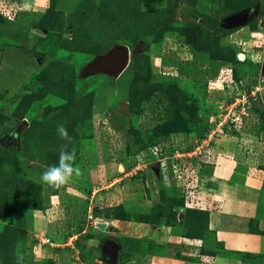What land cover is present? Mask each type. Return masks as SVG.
Here are the masks:
<instances>
[{"label": "rangeland", "instance_id": "374dc122", "mask_svg": "<svg viewBox=\"0 0 264 264\" xmlns=\"http://www.w3.org/2000/svg\"><path fill=\"white\" fill-rule=\"evenodd\" d=\"M6 6L21 14L0 11V264H106L107 239L118 243V264H143L146 251L163 246L136 235L129 221L151 222L158 204L174 232L193 233L181 196L164 190L174 174L164 169L162 178L149 150L141 164L138 139L187 121L186 99L203 102L200 122L158 139L169 141L166 152L206 148L243 131L264 138V105L244 106L242 114L235 102H242L238 80L259 67L264 51V0H0V10ZM123 45L130 59L121 73L100 65ZM239 51L248 60L228 61ZM61 124L66 137L57 132ZM61 151L74 154L72 177L42 181ZM184 155L177 158L186 182L198 166ZM90 209L118 230L97 227ZM194 216L203 225L205 215Z\"/></svg>", "mask_w": 264, "mask_h": 264}, {"label": "crops", "instance_id": "0c3cea01", "mask_svg": "<svg viewBox=\"0 0 264 264\" xmlns=\"http://www.w3.org/2000/svg\"><path fill=\"white\" fill-rule=\"evenodd\" d=\"M241 133L206 148L175 145L181 154L192 153L205 181L203 204L194 209L207 213L208 229L204 237H189L169 225L129 221L136 235L163 246L161 253L146 251L143 264H264V138ZM175 154L170 153L169 159Z\"/></svg>", "mask_w": 264, "mask_h": 264}, {"label": "built area", "instance_id": "2783aa9c", "mask_svg": "<svg viewBox=\"0 0 264 264\" xmlns=\"http://www.w3.org/2000/svg\"><path fill=\"white\" fill-rule=\"evenodd\" d=\"M5 16L10 15L11 17H15L17 15V10L13 9L12 7H10L9 9L7 8V6L0 10ZM13 15H11V14ZM254 35L257 33H253ZM258 45V44H257ZM262 46V45H259ZM262 54H259L257 58H255L256 63L259 64V70L257 73L249 75V76H245L240 80V90L238 91L237 95L241 97V101H235L236 103L239 104V106H241V113L245 114L244 111V106H247V109L250 112V109L252 107V110L255 112L257 111L258 107H261V104L264 105V51L262 49ZM232 65H231V69H230V75L232 76ZM231 81L234 82L233 78L231 79ZM247 82V84L245 83ZM235 83V82H234ZM235 98V97H234ZM235 104V103H233ZM254 108V109H253ZM251 110V111H252ZM258 117L260 116V112L257 113ZM238 117V116H237ZM233 121H237V118L235 117V120L233 119ZM171 142V140H170ZM169 143V141H162L158 144H155L151 147L148 148L150 154L152 156H154L156 158V162L159 164L160 167H162V172L168 169H171L172 173L174 174L175 179H179L180 180V185H181V190L184 193V197H185V205L187 207H201L204 201V196H203V191H204V185H205V181H203L201 179V177L199 176V170L197 169V172L194 175H189L187 181H184L185 176L183 177V174H185V171L187 172L186 166L183 163H180L177 158V156H180V152H177V156L171 159L169 156V152L171 150L167 151V144ZM171 146V145H169ZM148 150H143L141 152H139L140 154H138L139 158L137 160L143 159V162L140 160V163H144V156L145 154L148 152ZM165 150V151H164ZM166 152V155L164 154ZM171 160V165H169L170 163H168L167 160ZM150 164V169L151 170V174L156 178L155 173L153 172V163H149ZM183 164V165H182ZM140 165V164H137ZM148 164H145V167H147ZM171 166V168H170ZM135 169H140L139 166H135ZM164 173V172H163ZM184 184L186 185V187H184ZM185 188V189H184ZM88 217L91 221H93L95 224H97V222H99L98 217H96L94 215V213L91 211V209L89 210L88 213ZM35 238L36 240H38L40 243L44 244V243H50L49 238L44 237L41 233L40 234H36L35 233Z\"/></svg>", "mask_w": 264, "mask_h": 264}, {"label": "trees", "instance_id": "16d2710c", "mask_svg": "<svg viewBox=\"0 0 264 264\" xmlns=\"http://www.w3.org/2000/svg\"><path fill=\"white\" fill-rule=\"evenodd\" d=\"M18 14H21V11H18L17 12V15ZM17 15L14 17V19L17 17ZM8 20V19H7ZM16 20H19V19H16ZM237 54H238V52H236L235 53V55H234V53L232 54V52H231V55H230V57L228 58V61L229 60H235L234 58L235 57H237L236 58V61L237 62H243V61H240L239 59H238V56H237ZM2 60V56H0V61ZM245 60H248V59H245ZM255 68L253 69L254 70V72L252 73V74H255V73H257L258 72V70H259V67H258V65H257V67L256 66H254ZM251 74V73H250ZM249 74V75H250ZM235 75H236V78H238L239 76H238V74H237V71H236V73H235ZM246 76H248L247 74H246ZM30 78H29V80H28V82L29 81H31L32 80V82L35 84V82L33 81V78H32V74L29 76ZM243 77H245V75H243V76H241V78L238 80L239 82H240V80L243 78ZM30 86H32V87H34V85H30ZM179 100V99H178ZM185 102L187 103V104H190V110H189V112H188V118H187V121L190 123V122H193V123H197L198 124V122H200V121H198V120H196L195 119V117H196V113H200V115H201V112L200 111H198L197 109L201 106V104L203 103L202 101H199V100H189V99H186L185 100ZM262 113H260V115H261ZM200 118V117H199ZM201 120V119H200ZM187 121H184L183 123H181V122H179V123H176L177 125L176 126H170V124L169 125H167V124H160L159 125V127H158V129H157V131L156 130H152V133H153V135H149V134H146L145 136H144V138L143 139H138V141L139 142H142L141 143V145H140V147H138L137 148V151L138 152H141V151H143V150H148V148L149 147H151V146H153V145H155L156 143L158 144V143H160L159 141H158V139L160 140V138L162 137V140H166L167 138H169L171 135H177V133H179V132H185V131H183V126H184V124H188V122ZM192 124V123H191ZM190 124V125H191ZM189 125V126H190ZM196 126V125H195ZM204 126H206V124L204 125ZM205 133H206V131H204V135H205ZM164 138V139H163ZM173 152V151H172ZM172 152H169V153H172ZM170 172V177H173L172 176V173H171V171H169ZM161 176L163 177V174H161ZM165 191L166 190H172V192L173 193H177V194H179L180 196H181V201L179 202L180 203V209L182 208L184 211L183 212H185L184 214H185V216H183V219H185V224H188V226H191L192 227V232L193 233H191V234H186L185 236H189V237H204V234H205V231L208 229V219H207V213L206 212H204V211H202V210H200V209H194V208H187L186 206H185V204H184V195H182V194H180V192L176 189V185H175V183L174 182H172V185H170V186H166V188L164 189ZM167 200V203H171V202H173L174 201V199H170V198H167L166 199ZM172 200V201H171ZM166 202V201H165ZM159 205V204H158ZM158 205L156 206H154L153 207V212H151L152 214L150 215V217L151 216H154V217H152V219H150V221L151 222H149V221H143V222H148V223H150V224H155V225H169V226H171L169 223V218H167V220H166V222H163V221H161L160 219H161V217H165L166 218V211H162L163 209H161V207H159V209L160 210H157V208H158ZM35 208H40V207H35ZM180 212V211H179ZM190 213H192V214H190ZM110 214H111V212H110ZM188 214H190V215H188ZM194 214H204L205 215V219H204V223H203V225H199V221H198V218L196 217V216H194ZM175 215H176V213H175ZM123 216V217H122ZM192 216V217H191ZM194 216V217H193ZM117 217H120V218H125V215H117V216H115V217H113V218H117ZM112 218V219H113ZM154 218H156V219H154ZM118 219V218H117ZM125 219H127V220H131L130 218H125ZM150 242H151V240H150ZM181 258H183V259H188V260H193L194 258L193 257H189V256H181Z\"/></svg>", "mask_w": 264, "mask_h": 264}, {"label": "water", "instance_id": "95a60500", "mask_svg": "<svg viewBox=\"0 0 264 264\" xmlns=\"http://www.w3.org/2000/svg\"><path fill=\"white\" fill-rule=\"evenodd\" d=\"M130 52L128 46L123 45L119 50H117L114 54L109 55L107 58L100 62L105 68L113 69L116 73H121L129 63ZM238 59L243 61L245 59V53H238ZM97 227L105 230H113L117 231L116 227H108V224L104 221L97 222ZM101 253L103 257V261L106 264H118L119 256H118V243L116 240L107 239L101 245Z\"/></svg>", "mask_w": 264, "mask_h": 264}, {"label": "clouds", "instance_id": "9594fccd", "mask_svg": "<svg viewBox=\"0 0 264 264\" xmlns=\"http://www.w3.org/2000/svg\"><path fill=\"white\" fill-rule=\"evenodd\" d=\"M240 52L245 53L244 51H239L238 53ZM57 132L59 133L61 137L67 136V131L62 124L57 126ZM73 159H74V154L72 152L61 151L58 163L55 165L49 166L45 171H43L41 173L40 179L49 184H55V185L64 184L72 177L73 172L75 171L73 164H72ZM167 171L169 172L170 169H168ZM162 174L164 173L162 172ZM172 176H173V173H172ZM18 264H19V261H18Z\"/></svg>", "mask_w": 264, "mask_h": 264}, {"label": "bare ground", "instance_id": "6f19581e", "mask_svg": "<svg viewBox=\"0 0 264 264\" xmlns=\"http://www.w3.org/2000/svg\"><path fill=\"white\" fill-rule=\"evenodd\" d=\"M245 58H246V55H245Z\"/></svg>", "mask_w": 264, "mask_h": 264}]
</instances>
